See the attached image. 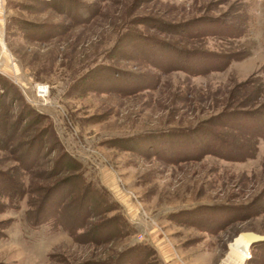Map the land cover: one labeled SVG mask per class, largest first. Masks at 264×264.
<instances>
[{
    "label": "rangeland",
    "instance_id": "obj_1",
    "mask_svg": "<svg viewBox=\"0 0 264 264\" xmlns=\"http://www.w3.org/2000/svg\"><path fill=\"white\" fill-rule=\"evenodd\" d=\"M161 43L233 57L162 71L144 56ZM259 83L264 0H0V264H92L131 245L152 264H236L240 233L264 235V139L243 160L191 159L197 132L174 133L264 109L239 97ZM53 201L70 233L29 226ZM245 248L264 264V240Z\"/></svg>",
    "mask_w": 264,
    "mask_h": 264
},
{
    "label": "trees",
    "instance_id": "obj_2",
    "mask_svg": "<svg viewBox=\"0 0 264 264\" xmlns=\"http://www.w3.org/2000/svg\"><path fill=\"white\" fill-rule=\"evenodd\" d=\"M175 26L176 31H186L188 26L187 22H179L171 24ZM226 26V24H225ZM218 31L225 30L224 28H216ZM217 30L212 31V33ZM210 31V30H208ZM231 33V32H230ZM239 32H235L238 34ZM234 35V34H231ZM163 46L154 49V55H144L145 61L162 69V71H168L171 69H182L190 74H201L211 70H219L224 68L229 59L233 56L228 53H221L215 51H207L203 49H186L179 48L170 43H161ZM240 98L249 99L248 104H255L256 107L264 108V106L258 103L260 97H264V90H262V84L259 83L257 86H249L246 91L241 93ZM240 103V100H239ZM217 125L223 127L228 131L225 133H215L211 129H208L207 125ZM197 137L191 141V147L188 149L182 146L176 141H170L165 147L169 148H180L184 149L180 153H184L186 158L199 159L205 154H213L215 156L226 158L230 160H243L254 153L256 141L259 138L264 139V109H246V110H231L217 112L207 118L203 123H198L195 127L177 130L174 134H180L181 136L195 134ZM172 134V133H171ZM168 135L172 137L173 135ZM198 134H200L198 136ZM164 146V145H163ZM171 150V149H170ZM70 162L69 158H66ZM17 195L11 197L12 202L16 201ZM60 201V200H59ZM59 203L54 204L53 209H45L43 211H37L35 215H32L28 220V224L31 227H36L41 224H49L51 228H63L67 229L66 224L69 223L59 216ZM13 204V203H12ZM48 207H52V204ZM45 208V207H44ZM47 208V207H46ZM117 223L115 226H124V222L118 216ZM98 223L95 227H98ZM70 227V226H69ZM78 227V226H77ZM68 233L70 231L67 229ZM82 236V234H81ZM144 250V252H143ZM153 254V250L150 246L144 245L139 248L138 245L128 246L120 251L115 252L111 256L98 260L92 264H152L151 261L146 260L148 254Z\"/></svg>",
    "mask_w": 264,
    "mask_h": 264
},
{
    "label": "bare ground",
    "instance_id": "obj_3",
    "mask_svg": "<svg viewBox=\"0 0 264 264\" xmlns=\"http://www.w3.org/2000/svg\"><path fill=\"white\" fill-rule=\"evenodd\" d=\"M249 244L248 239L240 234L239 240L236 241V244L233 245L231 253L233 260L236 264H244L246 256V245Z\"/></svg>",
    "mask_w": 264,
    "mask_h": 264
},
{
    "label": "water",
    "instance_id": "obj_4",
    "mask_svg": "<svg viewBox=\"0 0 264 264\" xmlns=\"http://www.w3.org/2000/svg\"><path fill=\"white\" fill-rule=\"evenodd\" d=\"M240 234L244 235L248 239L249 243L264 240V235H260L254 232L248 231V232H242Z\"/></svg>",
    "mask_w": 264,
    "mask_h": 264
},
{
    "label": "built area",
    "instance_id": "obj_5",
    "mask_svg": "<svg viewBox=\"0 0 264 264\" xmlns=\"http://www.w3.org/2000/svg\"><path fill=\"white\" fill-rule=\"evenodd\" d=\"M35 90L38 95H43L46 92V85L38 83L35 86Z\"/></svg>",
    "mask_w": 264,
    "mask_h": 264
}]
</instances>
